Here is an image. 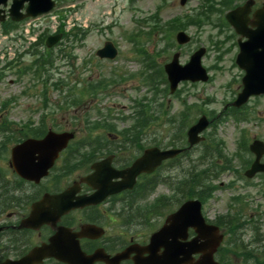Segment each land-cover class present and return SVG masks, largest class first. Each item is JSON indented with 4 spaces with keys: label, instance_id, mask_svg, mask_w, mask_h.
Wrapping results in <instances>:
<instances>
[{
    "label": "rangeland",
    "instance_id": "rangeland-1",
    "mask_svg": "<svg viewBox=\"0 0 264 264\" xmlns=\"http://www.w3.org/2000/svg\"><path fill=\"white\" fill-rule=\"evenodd\" d=\"M258 1L260 3L264 2L263 0ZM166 2H169L168 7L163 4V0H133V2L130 0H62L59 5L62 8H59V6L58 8L66 11V29H69L74 23H79L82 27L89 28L92 31L87 35L85 42L81 46L75 47L72 51L76 57L68 56L72 53L71 49L67 51L68 58H71V62L73 61L72 64L67 63L68 65H63V61H57L54 67L47 68L46 71L52 73V76L50 75L51 80L49 85L55 82L59 77L64 79L69 78L68 82H70L71 86L74 82L79 81L78 85L74 88L76 90L81 88L85 80L86 82L95 81L103 74L112 76L113 71H111L109 65L105 62L102 64L101 62H97L94 56V51L100 47L104 41L112 37L118 42V45L120 42L121 46L127 49L129 45L124 42L123 39H120L119 32L122 30L126 33L134 30L135 16H147L158 5L160 6V17L165 20L179 15L181 12L188 11L198 4L197 0H191L188 8L182 11L178 5V0H166ZM137 7L141 9V14L133 13V9ZM71 9H73V11H70ZM57 25L58 23L54 15H50L44 19L39 18L30 20L20 24L17 30L9 34L7 36V41H4L5 39L2 37L4 35L0 28V69L4 68L3 66L7 61H12L14 58L16 59L17 56H20L21 63L19 67L29 64L33 56L26 53L29 45L27 42H33L36 36L47 28L53 32ZM107 26H110L111 29L109 30ZM32 29L34 30L33 33H31ZM111 30L112 32H108ZM199 37H201L204 42L208 40L207 34H199ZM63 42L64 44L54 49L55 53H57L59 48L69 44L66 43V41ZM208 44L210 45L209 42ZM154 45L153 42L147 45L148 52L152 51ZM4 48L7 54L2 53L5 50ZM225 48H227V51H225L221 63L215 60L217 54L215 55L214 51L209 52L203 60L205 66L217 64L222 67L220 71L217 70L214 72V82L207 86H198L197 89L187 86L181 98H187L189 103L198 101V104L201 103L209 110L216 109L217 112H220L225 102L230 100L234 92L238 89V84L234 82V80L235 78L239 79L238 69L232 62V58L235 56L237 49L235 47L233 48V45L230 43H228ZM186 58L187 57L183 58L182 56L181 62ZM70 71H74L77 75H68ZM45 74L46 73H44V76ZM131 85H133L132 81H128L124 85L119 86L111 85L107 92L99 93L96 97H87L79 105L67 106L61 109L59 108V105H62L61 94L54 88H51V86L44 87L43 80L40 79L38 74L32 72L19 79L16 67L12 69L7 68L2 75V79H0V105L2 101H7V105L0 110V120L10 121V128L14 130L27 122L30 118H32L34 123L38 122L41 119V113L45 112L46 114L49 113L44 119L47 125L50 126L52 124L63 130H75L76 128L80 130L83 124H85L84 119L86 113L90 112V116L94 118L95 116L93 115L97 113L96 108H98L102 110L103 115H106L104 117L105 119H111L118 129H122L121 127L125 128L123 125H126V123L116 118L125 114L123 106H129L131 96L138 98L139 95L144 92L143 90L134 92ZM112 90L115 93H110ZM205 95L214 96L216 101L212 102L205 100ZM101 96L106 98L100 101L99 97ZM163 97L161 101V97L158 101H163V103H165L167 97ZM223 99L226 100L222 102L221 100ZM171 106H173L174 110L178 111L181 108L180 100L177 99L173 101ZM120 111L124 112L118 113ZM245 111L249 113V122L239 123V125L234 124L231 120L218 123L220 121V118H218L215 122V127L207 131L208 133H212L216 139H222L224 141V152L229 156L234 150V139L238 134L239 128H245L248 137L251 139L254 137L264 138V97L258 98L257 100L252 99ZM163 128L165 129V127ZM164 129L163 131L165 132ZM157 130L159 132V128H157ZM202 148V146L197 147L192 157L196 158L198 152H200ZM230 180V172L225 173L220 178V182L223 184H228ZM159 188L163 189L165 186H159ZM229 193L230 191H216L213 199L221 198L222 195L226 197ZM213 199L209 200L207 214L209 216L223 214L225 212L224 207L220 203L213 206ZM251 235L247 236L245 241L250 239ZM233 264L240 263L239 261H233Z\"/></svg>",
    "mask_w": 264,
    "mask_h": 264
},
{
    "label": "flooded vegetation",
    "instance_id": "flooded-vegetation-1",
    "mask_svg": "<svg viewBox=\"0 0 264 264\" xmlns=\"http://www.w3.org/2000/svg\"><path fill=\"white\" fill-rule=\"evenodd\" d=\"M7 161L0 159V264L6 260L18 261L25 257L32 249L49 244L50 238L55 234L56 227L42 225L36 229L23 227L24 219L29 215L32 203L40 200L46 194H56L61 192L65 185L63 178L51 173L47 178L41 180L39 184L26 182L14 175L7 165ZM8 167L5 169L4 167ZM116 169L126 167V162L115 164ZM89 174V170H82V176ZM80 177V178H81ZM48 180V181H46ZM91 190L82 185L80 195L90 194ZM172 195L167 198L158 197L157 194L143 193L137 190L119 191L109 196L104 202L103 214L95 215L96 206H87L83 209L70 211L62 216L56 226L71 229L73 233L79 232L85 223L95 225L104 229V235L98 239L87 238L81 235L74 237L73 242L78 241L80 250L85 254L76 256L74 264H138L148 254L145 249L149 243V237L144 230L145 224L137 223L134 218L139 215L138 204L151 201L154 203L152 210L159 207L160 202H168L167 207L172 213L190 194L199 193L200 202L202 195L199 190L189 188L173 189ZM154 195V196H153ZM186 195V198H183ZM173 203V204H172ZM206 202L202 203V215L209 224L216 225L218 218L209 220L204 213ZM155 215V214H154ZM103 223L102 224V219ZM130 221V222H128ZM218 226V225H217ZM220 228V226H218ZM126 229H131L134 236L126 238ZM148 232L151 228H148ZM64 232V231H60ZM196 236L193 229H188L186 240L190 241ZM56 241V239H55ZM69 243V250L73 249L72 241ZM61 247V245H60ZM67 251V249H66ZM128 254L119 257V254ZM60 253L62 250L60 249ZM95 254V255H94ZM94 255L91 262L88 256ZM199 255H194L198 258ZM37 264H68L56 258L44 259ZM72 264V262H71Z\"/></svg>",
    "mask_w": 264,
    "mask_h": 264
},
{
    "label": "water",
    "instance_id": "water-1",
    "mask_svg": "<svg viewBox=\"0 0 264 264\" xmlns=\"http://www.w3.org/2000/svg\"><path fill=\"white\" fill-rule=\"evenodd\" d=\"M24 0H13L11 9L9 10L13 19L18 20L20 15L18 11ZM33 3L35 0H30ZM44 5V7L49 5V0H39ZM0 3L5 4L6 0H0ZM33 12L27 8V14L34 15ZM15 17H14V16ZM256 16V20L251 22V25L256 26V31H246L247 20L245 15H243L242 22L238 25L234 20L232 22L238 27L240 33H245L249 38L248 42L243 45L242 54L237 59L238 64L246 70V76L243 79L244 90L239 95L236 104L243 103L246 101L250 94H258L264 92V11H260ZM261 50H260V49ZM205 126L204 120H201L196 126L192 127L188 133L189 140L191 136L197 134ZM191 141V140H190ZM163 157V156H162ZM163 263V262H161ZM205 264H213L211 261V256L208 255Z\"/></svg>",
    "mask_w": 264,
    "mask_h": 264
},
{
    "label": "trees",
    "instance_id": "trees-1",
    "mask_svg": "<svg viewBox=\"0 0 264 264\" xmlns=\"http://www.w3.org/2000/svg\"><path fill=\"white\" fill-rule=\"evenodd\" d=\"M195 182H196V181L192 180V182H191V187H194Z\"/></svg>",
    "mask_w": 264,
    "mask_h": 264
}]
</instances>
